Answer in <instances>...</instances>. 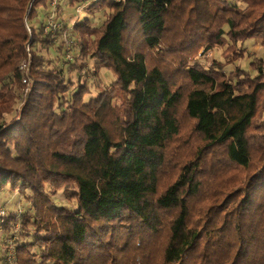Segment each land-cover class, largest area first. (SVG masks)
Instances as JSON below:
<instances>
[{
    "label": "trees",
    "instance_id": "1",
    "mask_svg": "<svg viewBox=\"0 0 264 264\" xmlns=\"http://www.w3.org/2000/svg\"><path fill=\"white\" fill-rule=\"evenodd\" d=\"M61 2L0 0L1 264H264V0Z\"/></svg>",
    "mask_w": 264,
    "mask_h": 264
},
{
    "label": "rangeland",
    "instance_id": "2",
    "mask_svg": "<svg viewBox=\"0 0 264 264\" xmlns=\"http://www.w3.org/2000/svg\"><path fill=\"white\" fill-rule=\"evenodd\" d=\"M63 1L64 0H62V2H61L62 12L58 16L56 15L55 19H53L54 21H52L56 26H57V22H58L59 17H61L62 20L65 19V21L70 26L72 24H74L75 21L80 22L82 20H90L92 22L93 26H98L100 24L101 20L103 19L104 14L109 13V10L105 9L104 11L95 12L93 15H91V14L87 13L81 7L70 9L65 5V3ZM93 1H95V0H88L87 5L91 4ZM243 46H245L243 49V50H245L244 51V58L242 60H240L237 64L240 65L241 68H243L244 70H249L248 64L250 63L252 57L255 56V57H259V58H264V46H262L259 42H254V41H249L247 43H244ZM70 53L73 54V52H70ZM221 53H222L221 49H214V50L212 49V50H207V51H204L203 49H201L198 52L197 56L200 58V62L203 66H209L213 60H221V56H220ZM53 57H55V56H53ZM27 59H29V55H28ZM190 62H191V60H190ZM230 69H231V66L226 67L227 71H229ZM88 70H89V72H91V64H89V63H88ZM73 79H74V77H73ZM92 81L93 82L99 81V82H101V84L108 86V85L113 83V78H112L110 73L102 70L99 73V76L97 79H89L90 93L92 95H94L96 91L94 89V83L93 84L90 83ZM29 89H30V84H29ZM29 89H26L25 87L21 88V90H20L21 91V97L19 98V100L15 104V111L16 112L19 113L21 111L24 98L28 94ZM53 200L59 206H64L67 208H70V206H71L70 203H67L64 200V195L61 191L54 197ZM21 201L22 200L16 194H10L6 191L0 193V208L1 209L4 208V210H6V211L9 210L10 208L15 209V207L17 209L16 211L22 210L20 207V205L22 203ZM2 203H6V204L2 205ZM1 214H2V212L0 213V216H1ZM12 231L14 233H16V236L18 234H20V230L18 229V226H14V229ZM4 247H6L8 249L6 261L8 262V260H11V262H12L13 257H14L12 240L7 238L4 233L0 232V259L3 256L2 250ZM10 255H12L11 258L9 257ZM0 264H1V261H0Z\"/></svg>",
    "mask_w": 264,
    "mask_h": 264
},
{
    "label": "built area",
    "instance_id": "3",
    "mask_svg": "<svg viewBox=\"0 0 264 264\" xmlns=\"http://www.w3.org/2000/svg\"><path fill=\"white\" fill-rule=\"evenodd\" d=\"M114 2H121L123 0H111ZM49 27H53L56 28L57 26L53 23V22H49ZM26 51H28V49H26ZM18 69L23 73V77L21 79V84L22 86H24L26 89H29V84H30V80L28 77V62H22ZM10 258L12 257V255L9 256Z\"/></svg>",
    "mask_w": 264,
    "mask_h": 264
}]
</instances>
